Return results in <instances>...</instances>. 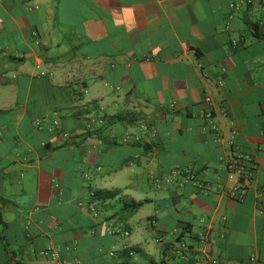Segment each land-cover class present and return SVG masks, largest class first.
<instances>
[{"label":"crops","instance_id":"1","mask_svg":"<svg viewBox=\"0 0 264 264\" xmlns=\"http://www.w3.org/2000/svg\"><path fill=\"white\" fill-rule=\"evenodd\" d=\"M0 264H264V0H0Z\"/></svg>","mask_w":264,"mask_h":264},{"label":"built area","instance_id":"2","mask_svg":"<svg viewBox=\"0 0 264 264\" xmlns=\"http://www.w3.org/2000/svg\"><path fill=\"white\" fill-rule=\"evenodd\" d=\"M247 2L250 3L251 1H247ZM233 6H235V5H233ZM205 116H206V118H210L209 114H206ZM64 137H66V135H64ZM178 172L179 171H173V172H171V176L177 175ZM151 178H152L153 182H155V184L157 183L156 184V187L159 188L160 187L159 179L157 177H153V176ZM229 178H232V177L229 176ZM164 183L167 184V185H169L171 183V177H165L164 178ZM230 196L233 197V198H235V199H237V200H241L243 198V196H244V191L243 190H235V189H232L230 191ZM200 240H201V242H205V240H206L205 235H202L200 237ZM48 251H51V256L53 257V259H57L58 256H59V254H60V249L57 248V247H55V248H52L51 247L50 249H48L46 251H42L41 254L42 255H46L48 253Z\"/></svg>","mask_w":264,"mask_h":264},{"label":"trees","instance_id":"3","mask_svg":"<svg viewBox=\"0 0 264 264\" xmlns=\"http://www.w3.org/2000/svg\"><path fill=\"white\" fill-rule=\"evenodd\" d=\"M120 193V191H106L104 193L102 192H96L95 194L97 195V197H101V199L103 200H108V199H112L113 197L117 196ZM130 208H137L138 207V203H131L129 204Z\"/></svg>","mask_w":264,"mask_h":264},{"label":"rangeland","instance_id":"4","mask_svg":"<svg viewBox=\"0 0 264 264\" xmlns=\"http://www.w3.org/2000/svg\"><path fill=\"white\" fill-rule=\"evenodd\" d=\"M154 176V175H152ZM152 185H151V193H152V196L154 197L155 195H158V194H163V185H160L159 188L156 187V184H154L153 180L151 181ZM151 212H154V208L151 207ZM150 231H151V228H149Z\"/></svg>","mask_w":264,"mask_h":264}]
</instances>
